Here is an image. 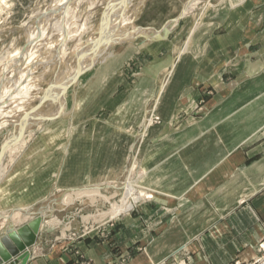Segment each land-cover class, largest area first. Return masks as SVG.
Returning <instances> with one entry per match:
<instances>
[{"label":"crops","instance_id":"0c3cea01","mask_svg":"<svg viewBox=\"0 0 264 264\" xmlns=\"http://www.w3.org/2000/svg\"><path fill=\"white\" fill-rule=\"evenodd\" d=\"M210 1L197 26L191 12L166 38L106 55L79 79L67 119L26 126L35 131L0 178V234L40 216L30 211L57 192L130 176L134 159L132 184L149 200L103 228L107 242L98 232L75 242L88 264H248L257 255L264 235V0H217L208 8ZM139 59L133 78L126 76L125 64ZM152 108L159 121L147 119L141 133ZM43 224L28 264H77Z\"/></svg>","mask_w":264,"mask_h":264},{"label":"rangeland","instance_id":"374dc122","mask_svg":"<svg viewBox=\"0 0 264 264\" xmlns=\"http://www.w3.org/2000/svg\"><path fill=\"white\" fill-rule=\"evenodd\" d=\"M5 1L7 3V6L5 7L4 5H1L2 11L0 12V67H1L0 76L2 75L1 73L2 64H7L11 62L10 56L16 51H21L22 49L26 48L27 46L26 44L28 43V41H30V37L33 34L38 35V33H40L42 36L41 38H39L40 43L39 45H37L38 46L37 51H38V55H40L45 61L47 60V62H45L43 66L42 64H39L33 70L31 79L33 80L35 90L32 91L31 94L33 95L35 94V97L41 96V93L45 91V89L48 90L50 87H52L54 83H57L64 73L63 72L64 69L62 67L64 62L61 63L60 61L61 58H59V56L61 57V54H58L59 53L58 51L60 50L59 48L61 45V44L60 45L58 44L59 35L58 33L54 32V29H52L54 28L52 24H49L50 25L49 28L43 27L45 25H41V24H44L43 22L46 19L45 16L48 15V13L53 12V11L51 12L53 8L52 5L56 4L58 0H5ZM128 1L127 0H80V4L71 9L70 15H68L66 17L67 20H65L66 24H68L66 26L67 27L66 34L67 36H69V38L66 40L64 44V47H63L64 49L62 51L63 54L67 58L70 59V56L72 55V53H75L81 47H83L86 43H88L90 40L95 38V34L101 28V26L103 27L104 25H107L106 23L111 22V20L109 19L111 12H114V11L115 13L118 12L119 9H121L120 7H124V4L126 7H128L129 9L128 11L131 12L135 8L139 0H128ZM191 1L192 0H148L145 5V8L142 11L143 12L142 15L140 16L139 20L132 25V28L136 29L137 27L138 28L143 27V29L148 30L149 28L148 29L145 28L148 23L157 25L158 27L162 28L165 26L166 20L167 21L174 20L180 14L182 8L185 5L187 6ZM216 2L217 0H211L210 6H208V8H212V6L216 4ZM67 5L65 4L63 5V7H66ZM201 8H202V4L200 5L199 3L197 7H194L193 10L191 11L193 13L187 16V17H191L194 20L193 21L194 26L195 25L197 26V22H198L197 19H199L198 18L199 13L203 14ZM61 9L56 10V12H54L55 14L53 13L54 16L58 15ZM71 15H72V18H71ZM31 19L34 20V22L37 21V24L39 23L41 25V26H38L41 28V30L38 28V29H35L37 31L30 30V29L29 31H24V32L16 31L17 29L20 28V26L23 23L28 22ZM50 21L51 20L48 19V23H52ZM179 25H180V22H179ZM133 29H128V30H133ZM148 31L154 34L153 32H151V30H148ZM43 32L44 34H42ZM117 32H115V34H117ZM73 38H75L76 40ZM151 39L153 38L137 37V38L131 39L130 41L121 42L115 45L112 49H110V46H108L107 48L105 47L106 49L103 47L104 49L101 48L102 50H100L101 52L98 57L100 58V56H102L104 53H108L110 55L111 53L118 50L119 48L128 46L130 44H134V42L136 41L151 40ZM55 42L57 43V45ZM52 44L54 45L55 48H52L49 46ZM95 55L97 56V54L95 53L93 56L88 57V59L92 60L94 57H96ZM56 58L57 60H54ZM88 62L86 64H89ZM142 63L143 61L140 59L136 62L133 60L127 62L125 64L126 76L133 78L134 74H136V70L138 69V67L140 68L142 66ZM70 66L72 67V64ZM92 71L93 70H91L90 72ZM1 80H4V79L0 77V81ZM81 82H84L83 78H82V81L81 80L79 81L78 86ZM37 91H39V93ZM72 95H75V92L73 94L71 88H69L68 93H67V104H68L67 106L69 107L68 108L69 112L71 111V108L74 105V96L72 98ZM36 99L32 102L30 101L28 106H33L34 104H36ZM46 103L47 102L45 101L44 104L38 109L40 113L46 112V111L50 112V110L54 109L50 107L52 105L49 106ZM66 108L67 107H65L64 105L62 110ZM68 116L69 114L63 117L62 121L67 119ZM147 119L148 118H146V120ZM2 120L0 124V148L12 130L11 121L2 123ZM41 126H43V124L39 125L36 129L41 128ZM31 130L32 129L26 132L27 134L25 136L29 135L32 131H35V130H32V131ZM141 131H142V127H141ZM24 146L25 144L22 145L19 148V150H17L16 149L17 147L15 146L12 150L8 152V155L5 157L4 162H3L5 169H7L11 161H13L15 157L22 151ZM131 164L132 162H130L129 169L131 168ZM136 177H137V165L135 164V169L134 171L130 173V176L127 171L125 175L114 184L108 183V184H104L103 186L85 188V190L98 189L101 195L109 198V202L108 201L105 202L102 199H97L96 202L93 203L90 199L85 198V197H82L79 199L74 197L72 202L68 204H64L63 203L64 195L67 193L71 194L72 192L71 191L57 192L56 194H54L51 200L43 203L40 207L34 210H31L30 213L39 214L40 217L43 218V222H42L44 223L43 226L44 225L50 226L52 228V233L55 236V238L57 240L62 239V245H63L62 251H63V254H66L65 257L67 260H72L71 258H73L74 256V258L77 259V264H82V263L88 264V261H85L83 259L84 256L80 254V251L75 247V242L83 238H86L93 232L95 233L98 232L99 240L103 242H107V238L109 235H108V232L103 231V228L112 224L116 219L126 216L129 213H131L134 210L135 204H133V207L130 211L124 214H121L114 219L105 218L104 220L98 221L92 225L87 226V224L83 221V218L87 216H95L97 214L107 212L110 209V204H112L113 202L119 201L124 196L126 180L128 179L131 183L132 181L136 183V179H137ZM136 188L138 191L145 192L144 190L139 188L137 184H136ZM144 200H149V195ZM141 201H143V199H140V201L137 202L136 205L139 204ZM69 218H72V220L76 222L78 221L80 224L79 227L78 228L73 227V226L71 227L69 225L70 223H68L69 226L65 225L64 222L68 220ZM53 219L56 220L57 223L55 225L49 224V222H51ZM6 230H9V229H4V232H6ZM41 230L43 231V228Z\"/></svg>","mask_w":264,"mask_h":264},{"label":"bare ground","instance_id":"6f19581e","mask_svg":"<svg viewBox=\"0 0 264 264\" xmlns=\"http://www.w3.org/2000/svg\"><path fill=\"white\" fill-rule=\"evenodd\" d=\"M209 1L210 0H194V1L192 0L185 8L184 17L186 15H188L189 13H191L193 8L197 7V5L199 3H200V5L202 4L201 9L205 8ZM65 4L66 5L68 4V5L66 7H63V5H65ZM79 4H80V0H58V2H56V4L52 5L53 8H52L51 12L52 11L53 12L48 13V15L45 16L46 19L43 22L44 24H41V25H45L43 27H48V28L50 26L49 24H52L54 27L52 29H54L55 33H58V35H59L58 44L59 45L61 44L60 48H59L60 50L58 51L59 52L58 54H61V57L59 56V58H61V60H60L61 63L64 62V64L62 65V67L64 69L63 76L58 80L57 83H54V85H52V87H50L48 90L45 89V91H43L41 93V96L35 97V94L34 95L31 94V92L35 90L33 80L31 79V75L33 73V70L39 64H42V66H43V64L45 62H47V60L45 61L40 55H38V51H37V47H38L37 45H39V43H40L39 38H41V36H42L40 33H38V35L37 34L35 35V34H33L35 32H33L32 33L33 35L30 37V41H28L27 44L25 43L27 45L26 48L22 49L21 51H16L15 53H13L10 56L11 62H9L7 64H2V69H1L2 75L0 77H2L4 80L0 81V124H1L2 119H3L2 123L8 122V121H11V124L16 123V121L14 119H17L21 115H24V112L26 114H30V116H32L31 118H36V117L41 118V117H45V116L50 115V113L59 111L58 105L56 104L55 108L53 110H50V112L46 111L45 114H43L41 116H36V114H38L37 110L44 104L45 101L47 102L46 104H48L49 106L51 105V103H54V102L56 103V99L59 96L60 91H61L60 88L62 86V83L64 82V80L68 79L75 71V66L77 65V61L74 60L72 55L70 56V59L67 58L63 54L62 51L64 49L63 47H64L66 40L69 38V36H67V34H66V30H67L66 26L68 25V24H66V21H65V20H67L66 17L68 15H70L71 9L73 7L78 6ZM0 5H4L6 7L7 3L5 0H1ZM57 5H59V6H57ZM61 8H63V9H61ZM120 8H122V7H120ZM60 9H61V11L58 13V15L54 16V14H55L54 12H56V10H60ZM114 10H116V9H114ZM71 18H72V15H71ZM48 19H50L51 20L50 22H52V23H48ZM32 21H34V20L31 19L28 22L23 23L19 29H22L23 32L29 31V29L35 30V29L39 28L41 30V28L38 27L41 25L39 23L37 24V21H35L33 23H32ZM105 22H106V20H105ZM71 23H73V22H71ZM106 24H108V23H106ZM175 24L176 23H173V24L171 23V24L167 25L166 26L167 30L171 31L175 27ZM52 29H50V30H52ZM35 31H37V30H35ZM129 31H131V32H129ZM45 32H47V31H45ZM127 32H129V33H127ZM42 34H44V32ZM50 35H51V33H50ZM138 35L153 38V39L154 38L158 39L154 34H150L148 30L143 29V28L137 29V30L136 29H133V30L124 29L123 31L120 30L117 32V34L113 33L111 35V38H112L113 42L119 43V42L129 41L130 39L135 38ZM73 39H75V38H73ZM161 39H163V38H161ZM111 44L112 43L108 44L106 46V48L108 46L111 47L112 46ZM56 45H57V43H56ZM49 46L52 48H55L53 44L49 45ZM83 48L84 47H81L79 50H82ZM104 48H102V49H104ZM102 49L100 48V50H102ZM100 50L96 52L97 56L95 55L96 57H94L92 60L86 59L83 62V64H82L83 68H86L88 66V64H86L88 61H90V62H88L89 65L91 62H93L95 60L98 61V63H99L106 56L107 53H104L99 58L98 56L100 55V52H101ZM54 60H57V58ZM71 64H72V67L70 66ZM58 73H56V74H58ZM39 91H37V92L39 93ZM35 99H36V104H34L33 106H28L29 102L30 101L32 102ZM63 105H64V103L61 105V110L63 108ZM148 120H149V118H148ZM149 123H150V121H148V124ZM146 125H147V120L144 123V126H146ZM24 130L25 131L27 130L26 127ZM25 131L22 133V138H24V135L27 134ZM28 131H29V129H28ZM22 138L18 143L15 144V146L17 147L16 149H18L19 147L22 146V144H23ZM15 146L10 148L8 150V152L10 150H12ZM7 155H8V153H7ZM3 162L0 163V178L3 176V174L5 172V167L3 165ZM131 167H132V171H134V169H135L134 159L132 161ZM74 197L78 198V199L85 197V198L90 199L93 203L96 202L97 199H102L105 202H107V201L109 202V198L101 195V193L99 192L98 189L78 190V191L72 192L71 194L67 193L64 195L63 200H64V202L69 203V202L73 201ZM147 197L148 196H146L145 193L138 191L136 189V187L127 179L125 182L124 196L119 201H116V202H113L112 204H110V209L107 212H103V213L97 214L95 216L84 217L83 221L87 225H92L93 223L104 220L105 218L114 219V218L118 217L119 215L128 212L132 208L133 204L139 202L140 199L144 200ZM33 218H34V216H32L31 220ZM55 222L56 221L53 220L52 224Z\"/></svg>","mask_w":264,"mask_h":264},{"label":"water","instance_id":"95a60500","mask_svg":"<svg viewBox=\"0 0 264 264\" xmlns=\"http://www.w3.org/2000/svg\"><path fill=\"white\" fill-rule=\"evenodd\" d=\"M147 1L148 0H139L137 5L131 12L128 11L129 9L125 6V4L124 7L119 9L118 12H111L109 16L111 22L107 25H104L103 27L101 26V28L95 34V38L86 43L83 46L84 48L82 50H79L72 54L74 60L77 61L75 71L68 79L64 80L60 88V94L56 99V103L54 102L51 104L52 108H55L57 104L59 111L50 113V115L41 118H31L32 116H30V114H24L17 119H14L16 123H13L11 125L13 129L0 148V163L4 161L5 157L7 156L8 150L15 146V144L21 140L22 133L25 131L24 129L26 126H39L46 122L63 118L67 114H69L67 106V93L69 88H71L72 93L74 94L75 89L78 86V81L82 77V75L90 72L91 69L98 64V61L95 60L91 62L90 65L88 64L86 68H83V62L88 59V57L93 56L97 51L100 50V48L106 47L108 44L112 43V46L110 47V49H112L114 45L121 43L113 42L111 35L120 30L133 29L132 25L139 20ZM185 8L186 5L182 8L180 14L174 20L170 21L167 25L176 23L175 26H177L181 19L184 17ZM33 22L34 21H32V23ZM166 26H164L160 30H154L150 28L147 29L151 30V32H153L158 39H161L166 38L170 34ZM137 29L142 28L137 27L136 30ZM16 31L22 32V29H17ZM138 37L149 38L145 36ZM73 96L74 95H72V98ZM63 103L67 108L61 110V105ZM42 222L43 218H41L40 216H36L27 224L17 229H12L9 232L0 234V264H28L30 259V250L35 247L37 243V238L42 229Z\"/></svg>","mask_w":264,"mask_h":264},{"label":"built area","instance_id":"2783aa9c","mask_svg":"<svg viewBox=\"0 0 264 264\" xmlns=\"http://www.w3.org/2000/svg\"><path fill=\"white\" fill-rule=\"evenodd\" d=\"M147 118H149V120H148V121H150L149 124H152V123L159 121V119L154 115V108H152V110L149 112ZM147 126L142 127L141 133L144 132L145 127H147ZM248 264H264V235L257 245V255Z\"/></svg>","mask_w":264,"mask_h":264}]
</instances>
